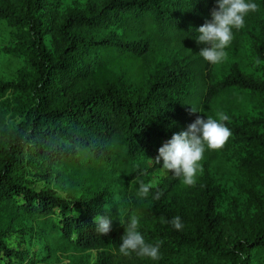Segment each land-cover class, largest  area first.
<instances>
[{
    "label": "trees",
    "instance_id": "1",
    "mask_svg": "<svg viewBox=\"0 0 264 264\" xmlns=\"http://www.w3.org/2000/svg\"><path fill=\"white\" fill-rule=\"evenodd\" d=\"M53 1L0 5V19L21 30L15 50L28 65L16 78L0 79V93H15L16 118L8 122L0 109V210L5 214L0 264H26L23 253L6 241L9 223L19 218L38 221L40 230L65 248L123 255L121 237L131 215L139 218L145 242L158 244L159 251L200 253L224 264H264V201L231 230L219 209L220 189L206 176L190 194V211L176 230L162 219L178 216L167 196L182 177L169 172V186H153L146 197L137 187L162 167V160L154 161L164 140L186 131L197 116L206 119L203 106L264 95V0H246L258 8L246 14L242 28L232 29L249 43L259 70L235 66L219 81L211 71L204 78L207 61L199 52L206 45L197 42L217 0H103L59 17L50 9ZM155 42L178 53L147 73ZM115 61L135 66L144 85L129 90L93 85L94 75ZM230 128L236 146L264 151V116ZM205 150L213 151L206 145ZM31 178L86 182L96 189L62 197L50 188L33 189ZM117 180L134 186L112 191L109 184ZM157 192L160 198L154 199ZM96 215L111 220L108 234L96 232Z\"/></svg>",
    "mask_w": 264,
    "mask_h": 264
},
{
    "label": "rangeland",
    "instance_id": "2",
    "mask_svg": "<svg viewBox=\"0 0 264 264\" xmlns=\"http://www.w3.org/2000/svg\"><path fill=\"white\" fill-rule=\"evenodd\" d=\"M20 0H0L1 4H12ZM103 0H56L50 5L54 15L58 17L70 9H87L90 5L100 4ZM233 32V39L225 48V58L213 65L206 62L204 78L209 72L219 81L224 78L235 66H240L248 72H257L261 66L249 43L244 42L236 31ZM21 30L11 26L5 19H0V79L9 80L16 78L22 69L28 65L24 57L17 55V40ZM155 51L149 58L147 73L157 66H164L178 51L171 46L155 42ZM186 68L192 69L190 60L184 61ZM210 69V70H209ZM142 75H138L135 66L128 62L110 64L103 70L97 72L91 80L93 85H113L119 88L135 89L144 85ZM209 80V79H208ZM15 105V93L12 91L0 93V109H4L8 122L15 121L12 115V108ZM202 112L207 118L212 116L218 119L219 114L229 117L222 121L231 131V136L223 145L226 148L213 150L210 153L204 152L200 161V168L197 172L196 182L192 186L185 185L180 179L170 186L167 196L168 206H171L179 217L186 220L190 211V194L197 190L203 178L210 176L213 184L218 186L220 194L218 204L220 211L225 215L231 230H234L240 218L252 216L256 211L258 202L264 201V151L260 147L236 146L234 144V133L230 127L245 125L246 121L264 116V95L256 94L250 98L231 97L222 101L203 106ZM168 141L164 140L158 149ZM169 171L161 167L159 170L149 174L145 183L153 186L168 187ZM31 187L35 190L44 188L53 189L58 195L68 197L74 195L80 197L95 190L86 182L58 180L50 181L35 180L31 178ZM143 181V180H141ZM125 183V182H123ZM120 183L118 180L109 184L112 191L119 189L127 191L134 186V181L129 184ZM139 187V183H137ZM38 221L28 218H19L10 222L8 226L7 244L10 248L23 253L26 264H224L222 260L210 258L198 254L184 252L175 253L172 251H160V258L152 260L140 257L136 253L128 256L116 254L114 250L109 255L102 250L77 251L73 248H65L56 243L51 235L40 230ZM5 223V214L0 210V224ZM14 264H19L14 262Z\"/></svg>",
    "mask_w": 264,
    "mask_h": 264
},
{
    "label": "clouds",
    "instance_id": "3",
    "mask_svg": "<svg viewBox=\"0 0 264 264\" xmlns=\"http://www.w3.org/2000/svg\"><path fill=\"white\" fill-rule=\"evenodd\" d=\"M258 5L246 0H217V6L211 11V20L206 21L199 29L200 33L197 42L206 45L199 52L200 55L210 64L221 62L225 56V48L233 39L232 29H240L244 26L245 16L249 12H255ZM193 112H195L192 109ZM229 117L219 114L218 119L208 116L206 119L197 116L195 121L188 126L186 131L173 134L170 140L158 149L156 164L162 160L163 169L173 173L176 177H182L185 185L192 186L196 182L197 172L200 168V161L203 159L205 145L210 150H217L223 147L231 136V131L222 121ZM153 187L151 183L139 181L138 195L146 197ZM157 192L154 199H159ZM164 223H171L176 230H181L183 224L179 216L171 221L163 220ZM96 232L106 235L111 230V220L107 215H96L94 217ZM121 224L124 225L123 221ZM139 218L131 215L121 237L119 251L128 256L136 253L140 257L158 260L160 258L159 245H152L145 242L144 237L138 231Z\"/></svg>",
    "mask_w": 264,
    "mask_h": 264
}]
</instances>
